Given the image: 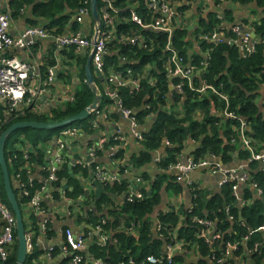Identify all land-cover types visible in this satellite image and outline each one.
I'll list each match as a JSON object with an SVG mask.
<instances>
[{"label":"built area","instance_id":"obj_1","mask_svg":"<svg viewBox=\"0 0 264 264\" xmlns=\"http://www.w3.org/2000/svg\"><path fill=\"white\" fill-rule=\"evenodd\" d=\"M133 1H135V3L131 4ZM198 2L199 4L196 0H191L180 6V8L174 9L170 5L169 0H145L143 8L139 0H98V11L102 25L96 38H94V36H87L82 32L74 33L73 31L65 34H55L56 29L48 28L47 24L27 27L17 38H12L9 35V26L12 20L9 2H7V0H0V106L3 109V115L5 117L4 123L24 115L27 109L30 108H32L31 113L33 115L50 116V109L52 107L73 100L74 94L57 96L55 98L56 103H53L54 106L38 107L37 102L40 98L45 95H52L49 86H51V83L54 81L55 73L51 69L48 70V76L46 80L43 81L41 80L38 70H36V66L22 62L16 57L4 55L8 50L29 53L31 48L36 45L37 40H53L58 48L62 49L61 51L65 53H69L73 50L76 54H83L84 56L88 54L92 55V68L102 75L104 84H106L104 96L111 102V105L117 112L127 120L131 138L136 144L140 145L144 141L145 132L141 130L144 124L138 123L136 114L132 110L123 108L118 91L124 88L128 89L130 94L134 91H138L141 87L142 76H133L129 70L124 74L110 67L107 68L104 58L108 54V44L114 41L118 44L136 46L140 50H152L154 47L160 48L161 44H159V40H161L163 41V51L167 55L165 70L168 79H172V82L169 83V89L171 88V91L166 97L169 102L166 109L168 111L171 109L170 103H173L172 93H182L185 84L191 92H195L201 97L211 93L225 104L220 116L238 122L242 145L250 156L249 163L264 164V151L256 150L253 147L252 140L244 136L247 125L230 110L229 98L222 91V87H215L203 80H201L198 85L194 83V79L208 67L207 55L201 63V70L197 71L194 65L190 61H186L174 46L176 31H194L198 19L200 17L206 18L209 13L219 14V17L211 33L199 37L200 41L208 45H228L230 47H235L241 57L246 58L255 52L259 44L264 43V36L254 35L255 22L252 21V18L249 19V21H241L238 24H234L230 28L222 27L225 21V18L222 16L223 10L214 12L209 11L206 0H198ZM196 5H199L197 8L198 13L193 15V7H196ZM140 8H142V15H139L141 10L138 11V9ZM125 13L129 14L128 18L123 16ZM192 17H195V19L192 20ZM84 18H89L91 20L90 9L86 1L82 7L74 12L72 22L81 24ZM128 23L136 25L139 30L155 34L154 38L151 39L139 33L127 34L125 27ZM195 51H197V49H195ZM118 55L119 53L117 52V56ZM146 68H149L148 64ZM30 76L37 79L36 85H27ZM175 80H178V82L173 83ZM147 82L150 85L153 84L150 76L147 77ZM176 107L171 111L175 112L176 117L183 116L184 109L180 106ZM144 109L150 111V106H145ZM100 112L98 108L92 112L91 116L96 118L100 115ZM153 117L154 113L150 111L146 121L152 120ZM94 125L95 119L89 126L93 129ZM59 130L58 136L50 142L46 148H42L44 153L42 166H32L30 164V153L33 152V149L29 145L25 147L21 145L18 147L22 149L24 163L17 171L16 177L12 182L19 197L28 198V201L23 204L21 208L23 218L27 221V228H25L27 258L25 264H43L40 262L39 255H36L34 252V244L37 236H46L48 230L46 225H43L41 229L39 228L38 235H35L29 219L31 216L38 217L42 216V214L45 215L46 209L43 204L46 201L45 199H48L46 196L53 199L50 192L53 183L60 181L61 184V187L58 189L59 198L56 203H62L63 210L61 213L65 220H67V222L73 221L74 223V221H76V223H79L78 217H84L81 223L85 226L87 225L86 220H88V216L95 211L92 207L94 199H92V192L89 187L92 186L91 178L94 181L102 183L104 187L119 182L117 173L109 174L106 169L97 162L99 152L105 149L104 147L110 142L109 140L101 136L100 140H98L99 142L95 141V143H98L92 146L85 141L90 139L88 132L73 126V124ZM84 136L87 137L85 138ZM112 141H114L116 145L107 149L108 156L113 164H117V167L126 170L128 165H130L128 160L125 158L116 159V154L118 150H124L128 140L122 136H112ZM164 146H169V144L165 143ZM66 166L69 168V171L72 172V175L75 176L76 182L81 190V194L76 200L67 197L66 191L63 190L62 186L68 183L67 179L58 177V173ZM34 168L38 169L40 172L39 181L33 176L31 177ZM196 170L206 171L210 175H222L223 180L220 186L228 183L227 185H229L233 191L237 190L238 184L246 183L249 180L245 166H240L235 169H225L214 155L199 160H191L187 164L177 161L170 168L171 172L176 171L180 173V176L176 178L177 182L183 179L182 175ZM43 173H46V178L43 176ZM24 176L26 182L22 180ZM41 181L44 183L41 190L31 195L32 184L34 182L40 183ZM136 185L144 187L145 183L141 178L134 181V184L128 189L129 196L126 198L128 203H133L144 198L142 190L146 188H134ZM73 188L72 185V191ZM255 188L257 189L258 196L263 195L262 191L258 189L256 185ZM73 202H75L74 205L72 204ZM248 204L247 202V205ZM244 205H246V203H244ZM233 219L232 217L228 218L229 222H232ZM45 222L48 223V219H46ZM198 223L202 229L196 234V237L202 240L203 243L211 249V254L205 258L209 264H235V261L237 262L243 257L249 262L248 264H258L257 258L261 248L259 241L261 238L264 239V224L256 229H246L247 233L241 237H239V233L232 231L231 234L228 235V239L225 240L226 235L219 232V221L217 219H215L214 222L198 220ZM105 225L106 219H103L96 226L97 234L101 235L96 246L101 248L106 247L111 241L108 233L104 230ZM14 226L15 221L11 209L7 208L0 199V264H4L8 260V251L15 244ZM89 236H91V234H75L70 229L65 228L62 230L61 234L63 243L59 250L60 254L70 258L71 264H109L102 259L84 254ZM175 247L176 244H169L164 249V253L160 254L159 259L151 255L147 257L146 260L151 264L159 263L160 260L167 264H172V251ZM52 251H54V247L50 246L46 250V257H51ZM260 264H264V261Z\"/></svg>","mask_w":264,"mask_h":264},{"label":"trees","instance_id":"obj_2","mask_svg":"<svg viewBox=\"0 0 264 264\" xmlns=\"http://www.w3.org/2000/svg\"><path fill=\"white\" fill-rule=\"evenodd\" d=\"M87 2L89 6V0H11L9 7L11 9V17L17 18L20 11L24 6H30L32 19L26 20L29 27H34L46 23L48 28H55V34H62L65 32V28L72 23V17L74 12ZM141 7L145 0H139ZM235 4L253 7L254 1L256 7L259 10L264 11V0H229ZM133 1L131 4H134ZM142 8L139 15H142ZM253 13L256 11L252 10ZM264 13V12H263ZM209 13L206 18L200 17L198 19L196 29L192 32L176 31L174 37V46L179 51L180 55L185 58L186 61H190L195 69L201 70V63L204 57H208V67L205 71H202L198 77L194 79L196 85L201 80L206 81L208 84L215 87H222V91L229 98L230 110L234 112L240 119H242L247 128L245 129L244 136L251 139L254 147H258L260 151L264 149V96L261 101L256 103L259 97L261 87H264V43L259 44L255 52L246 58H242L238 50L235 47L228 45H208L205 42L199 40V37L205 36L211 33L215 27L214 17ZM128 18L129 14H123ZM71 20V21H70ZM70 22V23H69ZM75 27V24H72ZM254 35L264 36V19L261 22L254 23ZM127 34L139 33L143 36L154 38L155 34L148 31L139 30L134 24L128 23L125 27ZM192 43L198 44L197 51L190 52ZM161 44L160 48L154 47L152 50H140L136 46L118 44L116 41L108 44V54L105 56V65L107 68H112L115 71H120L126 74L129 70L133 76H142L141 87L138 91L129 93L128 89H120L118 91L121 103L124 109L132 110L137 117L138 123L144 124L150 111L154 113L155 119L153 120L152 127L144 133V141L139 145V151L136 156L132 157V168L141 169L142 166L152 162V158L155 152L164 148L163 161L159 163L158 167L161 173L156 177L153 182H150V191L152 195H148L147 191H142L144 199L142 201H136L133 203H125L123 207L118 211H110L112 220L108 219L103 214L104 209H109L113 205V198L116 196L124 195L127 192L128 182L122 181L115 183L112 186L107 185L105 190L107 191L100 200L96 202L95 211L88 216L86 220L87 225L93 227L106 218V225L104 230L110 235L112 234V241L109 242L106 247L101 248L92 244L89 249L90 255L94 258L102 259L109 264H128L130 260L134 264H147L145 259L149 256H155L159 258L162 242L152 238L151 224L152 215L155 207L160 202L159 192L164 184L175 186L180 188L177 184L168 181L167 175L163 173V170H167L172 164L178 161V156L184 152V143L188 140L198 142V149L195 151L194 158L200 159L208 155H214L221 157L223 163H227L230 160L229 153L231 151V141H238L240 137L239 124L237 121L225 119L219 117L224 109V103L221 102L216 96L211 93L205 96H200L195 92H191L188 87L185 86L182 89V93L173 92L172 102L170 103V111L166 109L168 99L166 97L169 94V79L165 70L167 55L163 51V41L159 40ZM8 50L4 53L5 56H10ZM74 52L71 50L65 54L68 59H77L78 69L75 75L79 79V86L76 87L73 100L61 104L59 106L52 107L50 109V116L47 115H33L32 108L27 109L24 115L19 116L9 122H5L3 115V109L0 106V135L12 124L22 121L27 122H41L52 123L60 122L64 119L74 117L89 107L94 101V93L90 87L86 86L85 81V65L87 62V56L82 61L79 56L74 57ZM117 52L119 55L117 56ZM76 53V52H75ZM54 61H48L47 65L40 70L42 80H46L48 76V70L54 67ZM149 65V68L147 67ZM150 76L153 84L150 85L147 82V77ZM175 80L173 83H177ZM98 89L101 92V86L98 85ZM102 102L99 106L101 111L103 103H109L110 101L100 94ZM145 106H150V111L145 110ZM180 106L184 109L183 116H175V112L171 111L174 107ZM94 120V116H90L83 122L73 124L78 128H81L85 132H91L93 129L89 126ZM60 130L56 131H44L34 129H24L17 131L9 136L5 145V160L8 165L10 178L13 181L16 177V173L23 165L22 149L19 146L25 147L29 145L33 152L30 153V164L32 166H42L43 159V147H47L59 134ZM21 136L22 139H18ZM105 145V149H109L111 146H115L116 143L112 141V138ZM168 143L169 146H164ZM123 151L118 150L116 159L123 158ZM246 157V153L244 154ZM11 171V173H10ZM74 173V172H73ZM46 178V173H43ZM59 178H66L68 182L73 185V191L66 194L72 200H76L81 194L79 185L76 182L75 176L69 171L66 166L58 173ZM146 177V175L142 176ZM22 180L26 182L25 176ZM251 183L256 185L263 193L264 199V172L253 175L251 177ZM43 181L40 183L34 182L31 186V195L40 191L43 185ZM61 187L60 181L53 183L50 189L51 195L55 201L59 198L58 189ZM19 207L28 201V198H20L17 191L14 190ZM248 195V194H247ZM225 199H229L227 190H224ZM249 199L250 195L247 196ZM0 199L2 203L10 209V205L7 201L6 195L3 190L2 174L0 171ZM92 199H94L92 197ZM217 201L211 200L208 203V209L212 211L211 214L218 215V209L216 210ZM229 202V200H228ZM263 205L261 200H256L254 204L246 207L242 210V219L248 229H256L264 224ZM222 219L223 214L218 216ZM236 220H238V214H234ZM125 220V227L123 220ZM159 221L168 227L175 225L177 220L174 214L160 215ZM84 217H78V222L81 223ZM122 220V221H121ZM32 229L35 235H38V217L31 216L29 219ZM26 219H24V226L27 228ZM133 225V228L130 226ZM187 223H189L187 221ZM229 224L226 223L225 230H228ZM194 229L195 225L189 229L181 230L179 237L187 241L193 239V234L190 233ZM190 230V231H189ZM235 231L239 234H245V230L241 228H235ZM53 230H50L49 235H52ZM165 235V234H164ZM168 238V235H165ZM228 239V235L225 236V240ZM15 244L8 251V260L4 264H15L16 261V238L14 232ZM259 240V239H258ZM204 245V244H203ZM202 246L201 251L204 257L210 255V248L205 245ZM55 252H60L55 250ZM38 255V253H35ZM264 261V249L260 248L258 254L257 263L260 264ZM66 263V261H65ZM181 258L177 257L174 260V264H182ZM158 264H167L161 261ZM196 264H209L205 258H202Z\"/></svg>","mask_w":264,"mask_h":264},{"label":"crops","instance_id":"obj_3","mask_svg":"<svg viewBox=\"0 0 264 264\" xmlns=\"http://www.w3.org/2000/svg\"><path fill=\"white\" fill-rule=\"evenodd\" d=\"M10 1L11 0H7V2L9 3ZM189 1L191 0H169L170 5L174 9L180 8V6L188 3ZM196 2L199 4L198 0H196ZM230 2L231 1L229 0H206V4L208 6L209 11L214 12V11L223 10L222 16L223 18H225V21L222 24V27L230 28L234 24H238L241 21L243 22L249 21V19L251 18L253 19L252 21L259 24L261 20L264 19V13H263L264 11L259 10V8L256 7L255 1L253 7L250 6L248 7L243 5L240 6L232 2L233 4L238 6V8L235 10H232L227 6V4H229ZM198 7L199 5L193 7L194 10L193 15L198 13V9H197ZM252 10L256 12L253 13ZM211 15L214 17V21L217 22L219 14H211ZM31 19H32V13L30 6H24L23 9L20 11L19 16L17 18H12L11 24L9 26V35L12 38H17L21 33L24 32V30L27 27H29L26 23V20H31ZM193 19H195V17H192V20ZM45 24L46 23H42L41 25H45ZM72 24H75V27H73ZM72 31L74 33L82 32L87 36H94L95 32H94V24L92 19L90 20L89 18H84L81 24L72 22L65 28V32L62 34ZM195 49L198 50V45L192 43L190 47V52L193 53ZM61 50L62 49L58 48V46L55 44L53 40H37L36 45L33 48H31L29 53L20 52V51H10L9 57H16L18 60L22 62H26L36 66L37 67L36 70H38L39 75H40V70L47 65L48 61L55 62L54 67L51 68V70L55 73L54 74L55 77H54V81L51 83V86H49L52 95H45L42 98H40L39 101L37 102L38 107L54 106L53 103H56L55 98L57 96L60 97V96H68L74 94L76 87L79 84L78 83L79 79L75 75V72L78 69L77 59L75 58L68 59L67 57H65V54L67 53ZM89 55L90 54L86 55L87 58L89 57ZM77 56H79V58L82 59V61L86 57L83 54L74 53V57ZM93 78H94V85L97 88L98 93L104 94L106 90V84H104V82L102 83L100 82V79L97 78L95 72H93ZM36 84H37V79L34 78L33 76H30L27 85L34 86ZM98 85L101 86V92L98 89ZM170 91L171 90H169V93ZM263 96H264V87H261L259 97L256 100L257 104L259 101H261ZM102 106L103 108L100 112V115L94 118L95 125L93 130L88 133L90 139H87L85 141H87L90 145L93 146L99 142L98 140H100L101 136H104L107 140H110L112 136H122L128 140L124 150L120 149L121 151H123V155H124L122 159L124 158L127 159L128 163L130 164L128 165L126 170L117 167V164H113V162L108 156L107 149H104L101 152H99V156L97 158V162L99 163V165L104 167L109 174L117 173L119 180V182L117 183L120 184V182L122 181L128 182L127 192L124 195L112 197L114 199L113 205L109 209L107 208L103 210V214L106 215L108 219L112 220L111 215H109L111 214L110 211L118 212L125 203H128L126 200V198L129 196L128 189L131 185L134 184V181L136 179L138 178L143 179L145 185L144 187H141V185L140 186L136 185L134 186V188H139V187L140 189L146 188L142 191L146 190L149 196L152 195V192L150 191V182H153L156 179V177L161 173L158 164L163 161L164 148L161 149L160 151L155 152L152 158V162H149V164L142 166L141 169L132 168L133 166L131 163V159L132 157L136 156V154L138 153L139 145L136 144L130 136L129 123L119 112H117V110L111 105V102L106 104L103 103ZM154 119L155 117H153V119L150 121H146L144 125L141 127V130L147 132L152 127L153 125L152 122ZM95 141L98 142L95 143ZM198 144H199L198 142H194L190 140L186 141L184 143L183 154L181 153L178 156V162L187 164L191 160H199L194 158L195 151L198 149L197 147L195 148V146L196 145L198 146ZM230 145L232 148L229 153V157H230L229 162L223 163L221 157H217V160L219 163L223 165L225 169H235L240 166H245L246 172L249 176V180L246 183L238 184L236 191L231 190V187L227 185L228 183L224 184L223 186H220L223 180V177L220 174L210 175L206 171L196 170L182 175L183 179L180 182H177L176 178L177 176H180V173L176 171H172V172L170 171L171 166H173L175 163L172 164L166 171L165 170L162 171L167 175L168 181L177 184L180 188H175V186L168 185L167 183L163 185L161 191L159 192L160 202L155 207L151 219L152 220L151 234L153 239L162 242V249L161 252H159L160 254L164 253V249L166 248L167 245L176 244V247L172 251V257H173L172 264H174V260L177 257L182 259L183 261L182 264L192 263L195 261V259L206 258L203 256L201 251V247L202 246L206 247L205 246L206 244H204L202 240L196 237V234L200 232V230L202 229V227L198 223V220H208L210 222H214V220L217 219L219 221L218 223L219 232L224 235H230L232 231L233 232L235 231L236 227L245 230V234H246L247 233L246 229L248 228L245 225L244 220L242 219V210L254 204L256 200H261V202L264 200L262 199L263 195L261 196L257 195V189L255 188V185L251 183V177L253 175L264 172V164L249 163L250 156L242 145L241 137L238 138V141L232 140ZM192 147H194V151L188 155L185 154V152L187 150H191ZM254 148L257 150L258 147L257 148L254 147ZM260 151H264V149H261ZM245 153H246V157L244 156ZM143 175L144 176L146 175V177H142ZM32 176L37 181H39L40 179L39 170L34 168V172H32L31 177ZM112 185L113 184H109V186ZM64 186L68 187V189H65L66 193L72 191L71 182H68L66 185H63L62 187ZM89 187L92 192L91 195L94 198L93 193L95 191V188L93 186H89ZM224 190H227V193L229 194V199H225L223 197ZM104 192L105 193L107 192L105 190V187H104ZM247 194L251 196L250 199L247 197L248 196ZM66 196L68 197L67 194ZM46 197L48 199H45L46 201L43 204L44 208L46 209V213L45 215L42 214V216H38L37 224H38V230L39 228L41 229L43 225H46L48 231L46 236H42V235L37 236L34 244V252L38 253L40 262H42L43 264H71L70 258H67V256L65 255L64 256L61 255L60 252L59 253L55 252V250L59 251L61 248V244L63 243L61 239L62 230L67 228L73 231L75 234H78L83 232L81 231L82 230L81 226H83V223L81 224L76 223V221H74V223H72L71 221L67 222V220H65L63 214L61 213V211L63 210L62 203L57 204L55 200L50 199L48 196ZM213 199L214 201H217L215 206H216V210L218 209V215L211 214L212 211H210L207 207L209 201ZM247 202L249 203L248 205ZM244 203H246V205H244ZM235 213L238 214V220H236L234 217ZM167 214L168 215L174 214L177 218L175 225L172 227L163 225L158 219L160 215H167ZM222 214L223 217L221 219L218 216ZM229 217L234 218L232 222H229L228 220ZM46 219H48V223L45 222ZM122 220L124 225H121L120 222L119 228L121 227L124 228L126 226L125 220L124 219ZM187 221L189 223H187ZM226 223L229 224L228 227L229 230H225ZM70 224L72 225L71 227L69 226ZM192 224L195 225L194 229L193 228L190 229L192 230L190 233L193 234V239L187 241L183 238H180L179 237L180 231L184 230V228L189 229L192 226ZM130 226L133 228V225H131V223ZM50 230H53V232L50 233L52 235H49ZM164 234L168 235V238H166ZM245 234H239V237ZM93 240L95 241L96 239L94 238ZM259 242L261 248L264 249V239L261 238ZM50 246L54 247V251L51 252V257L48 258L46 257L47 254L46 250ZM88 255H90V252L88 253ZM248 263L249 262L246 260L245 257L241 258L237 262L235 261V264H248Z\"/></svg>","mask_w":264,"mask_h":264},{"label":"water","instance_id":"obj_4","mask_svg":"<svg viewBox=\"0 0 264 264\" xmlns=\"http://www.w3.org/2000/svg\"><path fill=\"white\" fill-rule=\"evenodd\" d=\"M232 10H235L238 8L237 5L230 2L227 5ZM89 9H90V16L94 24V38H96L98 32L101 29V17L98 11V0H89ZM208 15V14H207ZM254 36L253 34H251ZM92 55L90 54L87 58V62L85 65V85L90 87L92 92L94 93V101L93 103L87 107L85 110H83L78 115L64 119L60 122H52V123H41V122H17L9 126L1 135H0V171L2 174V183H3V190L6 195L7 201L10 205V209L14 216L15 221V238H16V261L15 264H25L26 258H27V241H26V234H25V226H24V218L22 215L21 208L19 207L18 200L16 197V194L14 192L15 188L13 186V182L10 178L8 165L5 160V145L7 142V139L9 136L16 131L24 130V129H34V130H44V131H56L65 127H68L74 123L83 122L87 120L93 111L99 108V105L102 101L101 95L98 93L97 88L94 85V78H93V72H95L97 78L100 79V82H104L102 75L95 71L92 68L91 64ZM172 82V79H169V83ZM171 90V89H169ZM42 101V100H41ZM85 138L87 136H84ZM198 148L196 145L195 148ZM194 151V147H192L191 150H187L185 154H190ZM76 157V156H75ZM91 184L95 188L94 191V201L92 204L93 209L95 210V205L98 200L101 199V196L104 195V185L100 182L94 181L91 178ZM68 189V187L64 186L63 190ZM150 194V192H149ZM73 205L75 202L72 203ZM263 205V217H264V200L262 201ZM73 223V221H72ZM72 226L71 224L69 225ZM81 229H87L96 235L93 228L90 225L81 226Z\"/></svg>","mask_w":264,"mask_h":264},{"label":"rangeland","instance_id":"obj_5","mask_svg":"<svg viewBox=\"0 0 264 264\" xmlns=\"http://www.w3.org/2000/svg\"><path fill=\"white\" fill-rule=\"evenodd\" d=\"M79 83V82H78ZM77 86H79V84L77 85ZM20 131V130H19ZM17 132V131H16ZM18 139H22V137L21 136H18ZM10 173H11V171H10ZM144 199V198H143ZM142 199V200H143ZM142 200H139V201H142ZM136 202V201H135ZM91 226V225H90ZM92 228H93V230H94V232L96 233V235H94V233L93 232H91V231H89V230H87V229H82L81 231H83V232H81V233H84L85 235H88V234H91V236H89L88 237V240H87V247H86V250H85V252H84V254H86V255H88V253H89V249H90V247L92 246V244L94 243V244H96L97 243V241L99 240V238L101 237V235L99 234H97V231H96V226L95 227H93V226H91ZM109 235V234H108ZM96 236V237H95ZM109 237H110V235H109ZM96 239L95 241L93 240V239ZM62 239V238H61ZM110 240L113 242V239H112V234H111V237H110ZM63 241V240H62ZM155 257V256H154ZM155 258H157V257H155ZM160 258V257H159ZM158 258V259H159ZM147 259V258H146ZM145 259V261H146V263L147 264H151V263H149V262H147V260ZM156 261H157V259H156ZM128 264H134L133 263V261L132 260H130L129 261V263ZM156 264H158V263H156Z\"/></svg>","mask_w":264,"mask_h":264},{"label":"flooded vegetation","instance_id":"obj_6","mask_svg":"<svg viewBox=\"0 0 264 264\" xmlns=\"http://www.w3.org/2000/svg\"><path fill=\"white\" fill-rule=\"evenodd\" d=\"M200 260H201V259H196L194 262H192V263H188V264H196V263H198Z\"/></svg>","mask_w":264,"mask_h":264}]
</instances>
